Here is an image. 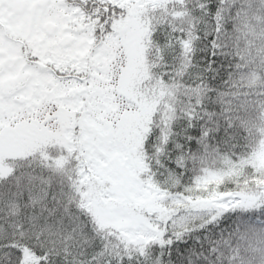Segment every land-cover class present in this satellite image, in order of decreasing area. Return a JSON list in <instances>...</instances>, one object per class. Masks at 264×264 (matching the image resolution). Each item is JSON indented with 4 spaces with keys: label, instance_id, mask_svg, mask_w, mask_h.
Masks as SVG:
<instances>
[{
    "label": "snow or ice",
    "instance_id": "6c2138e0",
    "mask_svg": "<svg viewBox=\"0 0 264 264\" xmlns=\"http://www.w3.org/2000/svg\"><path fill=\"white\" fill-rule=\"evenodd\" d=\"M0 264H264V0H0Z\"/></svg>",
    "mask_w": 264,
    "mask_h": 264
}]
</instances>
